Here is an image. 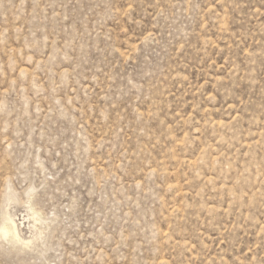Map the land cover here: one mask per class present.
I'll return each instance as SVG.
<instances>
[{"label": "rangeland", "instance_id": "1", "mask_svg": "<svg viewBox=\"0 0 264 264\" xmlns=\"http://www.w3.org/2000/svg\"><path fill=\"white\" fill-rule=\"evenodd\" d=\"M0 264H264V0H0Z\"/></svg>", "mask_w": 264, "mask_h": 264}, {"label": "bare ground", "instance_id": "2", "mask_svg": "<svg viewBox=\"0 0 264 264\" xmlns=\"http://www.w3.org/2000/svg\"><path fill=\"white\" fill-rule=\"evenodd\" d=\"M11 222H12V224L14 225V227L17 226L16 223H15L13 220H11ZM16 235L18 236V234H17V230H16Z\"/></svg>", "mask_w": 264, "mask_h": 264}]
</instances>
